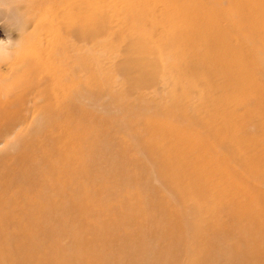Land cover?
Instances as JSON below:
<instances>
[{
  "label": "bare ground",
  "instance_id": "6f19581e",
  "mask_svg": "<svg viewBox=\"0 0 264 264\" xmlns=\"http://www.w3.org/2000/svg\"><path fill=\"white\" fill-rule=\"evenodd\" d=\"M158 1L167 4L166 12L155 7L147 9L139 4L140 14L136 15L138 21L143 22L142 28L150 17H154V26L158 21L154 31L156 38L146 40L137 37L131 42L121 40L123 45H112L108 57L106 49L98 45L99 36L104 32L99 29L93 31L90 21L79 20L78 8L83 4L90 5L92 0H0V22L3 19L11 23L14 17L19 16L18 26L25 31L19 40L21 48L18 54L10 61L7 58L1 61L4 70L0 69V95L3 94L4 99L0 96V119L12 115V106L18 109L24 104V94L28 89H39L41 109L47 116H54L57 103L62 106L73 96L74 90L61 88L59 97L60 89L54 84L57 80L62 87L65 74L71 68L67 62L58 61L63 47L68 44L66 50L71 51L69 57L73 59L74 72L81 66L88 74L74 97L85 92L91 101L109 100L123 109H135L144 126L151 131L152 140L143 148L159 152L151 167L177 199L174 203L166 195H160L157 207L168 213L177 208L178 212L165 231L160 229V220L148 219L149 231L167 245V239L178 231V243L192 239L193 247H196L205 236L215 235L221 221L210 217L221 207L231 225L251 236L248 256L254 255L260 264H264V234L257 233L264 231V213H254L251 207V202L256 200L264 208V191L258 188V183L249 185V182H257L264 173V148L260 147L264 141V117L257 135L243 134L238 139L231 133L243 132L245 126L234 124L232 113L205 115L203 121L210 126L204 132L171 119L166 128L155 122L157 112L166 107L169 111L178 100L173 92L178 87L166 64L177 57L184 58L179 47L194 44L205 47L199 50V57L205 63L204 77L212 86L217 78L226 83L230 97L226 102L232 104L236 112L242 110L241 104H246V87H252L254 96L260 95L258 104L264 107V0H226L228 13H233L232 23L229 20L230 27L226 29L218 27L221 15L216 10L215 13L212 11L210 0ZM31 25L33 29L29 34L26 30ZM211 25L214 26L212 35L207 31ZM126 29L132 27L127 24ZM32 34L35 39L30 36ZM234 38L237 39L235 43L232 41ZM79 46L86 51L82 55H79ZM103 56L108 57V61H104ZM60 58L64 59L63 56ZM226 102L220 103V108H224ZM245 111L246 118H250L253 113L247 108ZM183 112L195 116L187 103ZM115 119L124 123V117ZM187 120L184 118L182 122ZM215 122H219L217 127L213 126ZM78 130L77 125L68 127L66 134L71 135L67 139H56L49 145L43 138L35 140L37 152L47 159L52 171L49 187L23 205L24 214L0 213V264H111L114 259H108L105 253L116 239L117 243H123L131 256L120 263L145 264L146 257H140L141 249L144 246L151 249L153 244L144 242L139 228L143 218L138 210L144 206L143 201L128 199L124 194V202L114 201L109 211L107 209V217L93 225L88 222L76 224L74 219L68 218L65 209L75 204L71 201V194L64 192L63 183L80 185L85 180V177L77 178L83 173L73 165L79 160L80 143L84 138ZM172 136L173 140L170 139ZM211 137L223 142L227 150L217 163H209L205 159V153L214 148L209 143L205 149L195 146L197 142L204 144ZM127 141L125 137L118 138V156L128 153ZM18 153L23 154L22 151ZM64 156L67 157L65 162ZM136 157L137 154L131 156L130 161L134 162ZM234 158H239L242 164L238 171L229 167V161ZM8 174L11 190L1 202L4 206H10L21 198L20 184L14 186L10 178L13 174ZM238 191L245 192L243 201L235 195ZM187 200L193 201L194 206H189ZM205 215L209 219L201 221L200 217ZM97 219L100 220V216ZM62 223L70 225L68 228L74 237L67 249L60 248L53 235L39 237L35 233L36 229L45 227L55 230ZM129 225L134 227L135 233H128ZM131 237H136V243L126 241ZM237 246V242L228 244L230 255L238 250ZM218 259L224 264H233L230 257L219 255ZM154 264H165V260L161 257Z\"/></svg>",
  "mask_w": 264,
  "mask_h": 264
},
{
  "label": "rangeland",
  "instance_id": "374dc122",
  "mask_svg": "<svg viewBox=\"0 0 264 264\" xmlns=\"http://www.w3.org/2000/svg\"><path fill=\"white\" fill-rule=\"evenodd\" d=\"M139 4L147 9L155 7L162 12L167 11V4L158 0H92L90 5L83 4L78 8L80 11L79 20L80 22L90 21L91 30L99 29L104 32V35L99 36L98 45L106 49L109 57L112 45H123L121 40H130L131 42L137 37L146 40L156 38L157 35L154 34V31L158 21L154 26V17H150L149 22L142 28L143 22L140 23L136 17L137 14H140ZM209 4L214 13L216 10L221 15L218 27L222 29L230 27L228 26L229 20L232 23L233 13H228L226 0H210ZM18 17H14L11 23L3 19L0 22V42H2L0 46L18 45V47H12L11 55L0 56L1 70H4V63L1 61H6V58L9 61L12 60L21 48L19 40L25 31H22V28L18 26L20 23ZM17 18L18 21H15ZM102 18L106 19L99 22ZM160 22H163V19ZM127 24L132 29H126ZM141 28L143 30L139 32ZM32 29L31 25L26 31L31 34ZM207 31L212 35L214 26H208ZM30 36L33 39L36 38L34 34ZM232 41L235 43L237 39L234 38ZM170 43L172 44V41ZM67 46L68 44L63 47L62 55H59L58 61L63 64L67 62L71 68H68V74H65L62 87L57 80L54 84L57 89H60L58 96L61 93V88H65L66 91L74 90L73 96L62 106H58L57 103V111L54 116H47L41 109L43 105L40 104L39 89H28L24 94V104L20 105L18 109L12 106V115L0 119V213L24 214L23 205L31 197L46 191L49 187L48 182L52 171L49 169L47 159L37 152L35 140L43 138L46 145H49L53 140L67 139L71 135L66 134L67 128L77 125L78 131L83 134L84 138L80 143L79 160L73 165L79 173H83L77 178L85 177V180L80 185L65 181L63 183L64 192L71 194V201L75 204L74 207L65 209L68 218L74 219V223L88 222L93 225L102 222L107 217L106 212L107 209L109 211L110 205L116 200L124 202L123 195L126 194L128 199L144 202V206L138 210L139 216L143 218L139 228L142 230L144 242L153 244L151 249L147 246L141 249L140 257H146L145 264H154L161 257L164 258L165 264H224V261L218 259L219 255L230 257L233 264H260L256 256H248L251 236L243 234L240 229L231 225L222 211L224 208L221 207H218L210 217L217 219L218 222L221 221L216 228L215 235L205 236L196 247H193L192 239L178 243V231L167 239L169 245L163 240L157 239L158 237L149 231L148 219L160 220V229L165 231L178 212L177 208L168 213L157 207L160 195H166L174 203H177V199L158 172L151 167L153 158L159 156V152L157 150L147 151L143 148L144 144L152 140L151 131L144 126L135 109H123L115 106V103L109 100L91 101L85 92L78 95V98L74 97L76 90L83 86L82 81L88 78V74L81 66L77 67L74 72L73 59L69 57L71 51L66 50ZM79 48V55L86 52L81 46ZM204 48L202 44L181 46L179 51L184 58L177 57L166 64L173 82L178 87L176 91L173 90L178 100L169 111L166 107L165 110L157 112L155 122L166 128L169 126L168 120L171 119L181 123L182 126L189 125L196 131L204 132L210 126L203 121L205 115L232 113L234 115L233 123L245 126L243 132H232L234 137L238 139L242 138L243 134L257 135L261 130L264 117V107L258 104L260 95L254 96L251 93L252 87H246V104H241L242 110L236 112L233 105L226 102L230 98L226 83L221 78H217L213 81L214 86H212L211 82L204 77L202 70L205 68V63L199 57V50L202 51ZM61 56L64 59L60 58ZM108 57L103 56V60L108 61ZM0 96L4 99L3 94ZM202 101L205 102V105ZM222 102H226L224 108H220ZM186 103L189 109L194 111L195 116H189L190 112H183ZM246 108L253 113L248 119L245 114ZM115 117H124V123L117 121ZM184 118L188 119L185 123L182 122ZM218 124L219 122H215L213 126L217 127ZM119 137H125L128 140V153L125 156L116 154ZM170 139L173 140L174 137L172 136ZM208 143L214 148L205 153V159L209 163L220 162L224 150L227 151L224 143L211 137L204 143L205 145H200L197 142L195 146L205 149ZM260 147L264 148V141ZM18 151H22L23 154H19ZM32 153H35L34 157H31ZM135 154L137 157L134 162H131L130 157ZM170 157L172 156L170 155ZM171 160L174 161L175 158H171ZM262 160L264 162V152ZM65 161H67L66 156L63 157V162ZM239 163V158L231 159L229 167L233 171H238L242 168V164ZM115 165L118 166L115 167ZM88 170H91L90 173H85ZM9 172L13 174L10 178L14 186L20 184L21 198L10 206H4L1 202L11 190L8 185ZM257 183L258 188L264 191V173L259 176L257 182H249V185H257ZM244 193V191H238L235 195L243 201ZM119 196L121 197L118 198ZM251 199L252 197L249 196V200ZM187 202H189V206H194L193 201L187 200ZM251 207L254 213H264V208L256 200L251 202ZM99 216L100 220L97 219ZM207 217L208 215H205L200 219L205 221L209 219ZM69 226L68 223H62L55 230L45 227L36 229L35 233L39 237L53 235L58 246L67 249L74 241ZM127 231L130 234L135 233L132 225L127 227ZM257 233L263 236L264 231L259 230ZM116 241L114 245L107 248L108 250L106 249L105 254L108 255V259H114L111 264H127L126 262L120 263V261L131 256L127 254V248L122 246L123 243ZM126 241L136 243V237L127 238ZM230 242L238 243V250L234 251L232 255L228 251Z\"/></svg>",
  "mask_w": 264,
  "mask_h": 264
},
{
  "label": "clouds",
  "instance_id": "9594fccd",
  "mask_svg": "<svg viewBox=\"0 0 264 264\" xmlns=\"http://www.w3.org/2000/svg\"><path fill=\"white\" fill-rule=\"evenodd\" d=\"M12 47H18V45H16V46H0V56L11 55L12 54Z\"/></svg>",
  "mask_w": 264,
  "mask_h": 264
}]
</instances>
